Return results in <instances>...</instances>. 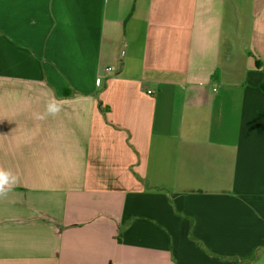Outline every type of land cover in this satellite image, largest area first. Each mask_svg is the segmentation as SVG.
I'll return each mask as SVG.
<instances>
[{
	"label": "crops",
	"instance_id": "obj_1",
	"mask_svg": "<svg viewBox=\"0 0 264 264\" xmlns=\"http://www.w3.org/2000/svg\"><path fill=\"white\" fill-rule=\"evenodd\" d=\"M0 173V264H264V0H0Z\"/></svg>",
	"mask_w": 264,
	"mask_h": 264
},
{
	"label": "clouds",
	"instance_id": "obj_2",
	"mask_svg": "<svg viewBox=\"0 0 264 264\" xmlns=\"http://www.w3.org/2000/svg\"><path fill=\"white\" fill-rule=\"evenodd\" d=\"M3 178H4V174L3 173H0V182L3 181Z\"/></svg>",
	"mask_w": 264,
	"mask_h": 264
},
{
	"label": "built area",
	"instance_id": "obj_3",
	"mask_svg": "<svg viewBox=\"0 0 264 264\" xmlns=\"http://www.w3.org/2000/svg\"><path fill=\"white\" fill-rule=\"evenodd\" d=\"M108 71H109V72H112V71H113V69H112V68H109V69H108Z\"/></svg>",
	"mask_w": 264,
	"mask_h": 264
}]
</instances>
